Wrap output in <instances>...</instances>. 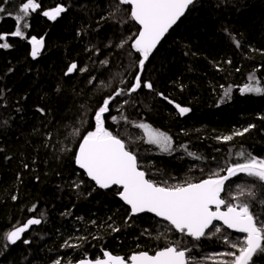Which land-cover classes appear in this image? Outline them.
<instances>
[{"label": "trees", "instance_id": "trees-1", "mask_svg": "<svg viewBox=\"0 0 264 264\" xmlns=\"http://www.w3.org/2000/svg\"><path fill=\"white\" fill-rule=\"evenodd\" d=\"M23 2L0 0V34L15 30L13 16ZM36 2L40 8L27 18L25 38L9 35L11 47L0 48V264L76 263L103 259L105 251L127 259L169 245L190 249V264L230 259L218 255L234 251L224 238L237 235L222 227L220 234L195 240L152 215L134 217L119 199L121 190L98 188L74 157L83 135L94 130L103 100L124 89L111 101L105 127L125 141L139 168L158 184L227 175L228 166L243 162L241 151L264 158V95L240 91L245 84L264 87V0H198L145 64L142 82L150 81L153 90L130 94L139 71V54L131 48L139 27L129 5ZM57 6L66 9L57 19L42 14ZM33 36L44 40L35 59ZM72 63L78 68L66 75ZM177 104L189 111L181 115ZM140 123L170 136L171 151L149 144ZM229 135L231 141L218 139ZM222 199L249 202L264 219V185L253 178H230ZM29 218L41 223L9 243L6 233ZM252 264H264V254Z\"/></svg>", "mask_w": 264, "mask_h": 264}, {"label": "snow or ice", "instance_id": "snow-or-ice-1", "mask_svg": "<svg viewBox=\"0 0 264 264\" xmlns=\"http://www.w3.org/2000/svg\"><path fill=\"white\" fill-rule=\"evenodd\" d=\"M118 3L131 6L130 19L140 26L131 43V48L139 54V71L135 74L134 83L128 89L127 94L136 92L142 87L153 90V84L150 81L142 82L141 73L145 63L169 29L194 4V0H118ZM39 8L40 4L36 0H25L14 16L12 13H8L15 19L16 27L10 34H0V48L11 47L7 43L9 35L25 38L23 29L29 27L27 18L31 12H35ZM65 10L64 7L57 6L51 10L43 11L42 14L55 20ZM4 12L5 9L0 7V13ZM232 39L236 47H240L239 41ZM29 42L32 45L31 55L35 59L43 48L44 40L33 36ZM124 43L127 41H124L120 46L123 47ZM104 63L106 64L107 61ZM77 68V64L72 63L65 74H71ZM240 91L264 95V87L259 86L258 82L255 86L245 84ZM123 94H125L124 89L117 90L114 96L105 98L102 105L95 111L94 130L83 135L78 151L75 153V163L100 188L107 189L113 185L121 188L119 196L130 206L132 215L154 213L155 216L167 221L176 232L195 240L222 232L221 227L214 225L213 221H221L228 229L244 234L242 238H237L236 242L224 238L229 247L235 251L222 253V256L230 259L222 260L220 264H252L255 255L264 254V219L251 210L249 202H226L221 198V193L225 190V182L239 174H244L264 185V158H258L241 151L237 153V156L243 159V162L228 166L225 169L227 175L221 176L218 173H213L198 183L184 182L168 185L165 182L158 184L146 178V173L138 166L136 154L128 149L125 141L105 127V113L109 112L111 101ZM159 95L163 96L162 93ZM176 108L181 115L189 111L188 108L178 104ZM112 120L115 121L116 117H112ZM137 126L144 130L148 143L158 145L163 152L171 151L172 138L170 136L152 129L148 124L140 123ZM248 130L245 128L234 135H243ZM218 139L227 142L231 141L233 136H223ZM188 154L195 156L194 153ZM77 187H79L78 184ZM243 194L242 192L241 195ZM247 195L255 198L256 193L249 190ZM260 203L264 204V200H261ZM213 206L215 210H213ZM222 206L226 208L225 211H221ZM30 211H35V206ZM40 223L41 220L38 218H29L21 226H16L7 232L6 240L15 244L21 240L22 235L30 226ZM113 230L118 231V229ZM23 242L29 243L28 240ZM189 251L190 249L187 248L180 249L177 246L169 245L156 251L154 255L144 251L133 253L127 259L105 251L103 259L81 260L79 264H190L192 258L187 256ZM55 264H60V260H56Z\"/></svg>", "mask_w": 264, "mask_h": 264}, {"label": "water", "instance_id": "water-1", "mask_svg": "<svg viewBox=\"0 0 264 264\" xmlns=\"http://www.w3.org/2000/svg\"><path fill=\"white\" fill-rule=\"evenodd\" d=\"M198 0H194V4L197 2ZM193 4V5H194ZM192 5V6H193ZM130 6V5H129ZM192 6H190L189 7V9L186 11V13H185V15L183 16V17H181L180 18V20H178L177 21V23L175 24V25H173L170 29H169V31L165 34V36L161 39V41H160V43L157 45V47L154 49V51H153V53L152 54H154L157 50H158V48L160 47V45L162 44V42L165 40V38L168 36V34L184 19V17L188 14V11L190 10V8L192 7ZM131 7V6H130ZM138 25V24H137ZM138 27H140L139 25H138ZM151 54V55H152ZM151 55H150V57H151ZM150 57H149V59H150ZM149 59H148V61H149ZM148 61H146V63L148 62ZM145 63V64H146ZM75 72V71H74ZM73 72V73H74ZM141 75H142V73H141ZM134 93V92H133ZM78 151V150H77ZM76 166H77V168L79 169V170H81L82 172H84V170L83 169H80L79 168V166L76 164ZM141 170V169H140ZM85 173V172H84ZM86 174V173H85ZM87 176V175H86ZM88 177V176H87ZM146 178H147V176H146ZM88 179L91 181V182H93L94 184H95V182L94 181H92L89 177H88ZM96 185V184H95ZM98 188H100L98 185H96ZM114 187H117L118 189H120L121 191H122V189L121 188H119L118 186H115V185H113V186H111V187H109V188H107V189H103V188H100V189H102V190H110V189H112V188H114ZM221 198H222V193H221ZM119 199L127 206V207H129V209H130V206H128L121 198H120V196H119ZM223 208H224V206H222L221 207V211H225V210H223ZM213 210H215V208H214V206H213ZM147 214H149V215H152L153 217H155V218H158V219H160V220H163V218H161V217H157V216H155V214L154 213H140V214H136V215H132V216H134V217H136V216H141V215H147ZM164 221V220H163ZM167 222V221H166ZM222 223L221 221H213V224H215V223ZM223 224V223H222ZM225 226V225H224ZM226 227V226H225ZM227 228V227H226ZM228 229V228H227ZM230 231H232V232H234V233H238V232H236L235 230H233V229H229ZM203 238V237H202ZM201 238V239H202ZM150 254V253H149ZM150 255H152V254H150ZM154 255V254H153ZM84 260H88V259H84ZM93 261H95V260H93ZM62 264H79V262H76V263H62Z\"/></svg>", "mask_w": 264, "mask_h": 264}, {"label": "rangeland", "instance_id": "rangeland-1", "mask_svg": "<svg viewBox=\"0 0 264 264\" xmlns=\"http://www.w3.org/2000/svg\"><path fill=\"white\" fill-rule=\"evenodd\" d=\"M32 46V45H31ZM43 47H44V45H43ZM43 50V48H41V50H40V53H41V51ZM39 53V54H40ZM152 128V127H151ZM153 129V128H152ZM143 132H144V130H143ZM144 135H145V132H144ZM145 139H146V141H147V136L145 135ZM149 144H151V143H149ZM151 145H153L154 147H156L157 149H160V147L158 146V145H156V144H151ZM161 150V149H160ZM31 227V226H30ZM26 233V232H25ZM24 233V234H25ZM24 234L22 235V237L24 236ZM229 238V237H228ZM237 238H242V236H238V237H236L235 239H233L232 240V242H236L237 241ZM234 251H235V249H233ZM219 256V258H220V260H221V257H223V259H224V256H222L221 254L220 255H218ZM56 262V261H55ZM55 262L53 263V264H55ZM70 262V261H69ZM197 262H199L200 263V261H197Z\"/></svg>", "mask_w": 264, "mask_h": 264}, {"label": "flooded vegetation", "instance_id": "flooded-vegetation-1", "mask_svg": "<svg viewBox=\"0 0 264 264\" xmlns=\"http://www.w3.org/2000/svg\"><path fill=\"white\" fill-rule=\"evenodd\" d=\"M223 210H226V208L224 207ZM214 225L219 226V227H221V228L224 227L227 231H229L230 233H233V234H235V235H237V236H242V237H243V235H244V234H242V233H234V232L230 231V230L227 229L222 223H219V222H218V223H215ZM254 257H255V256H254ZM254 257H253V258H254Z\"/></svg>", "mask_w": 264, "mask_h": 264}]
</instances>
